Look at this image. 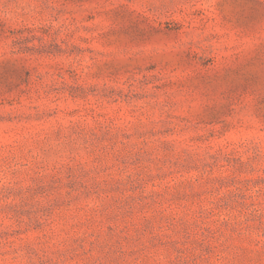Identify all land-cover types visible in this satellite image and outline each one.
Instances as JSON below:
<instances>
[{
	"label": "rangeland",
	"instance_id": "374dc122",
	"mask_svg": "<svg viewBox=\"0 0 264 264\" xmlns=\"http://www.w3.org/2000/svg\"><path fill=\"white\" fill-rule=\"evenodd\" d=\"M0 264H264V0H0Z\"/></svg>",
	"mask_w": 264,
	"mask_h": 264
}]
</instances>
